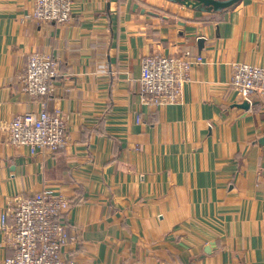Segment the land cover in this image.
<instances>
[{"label": "crops", "instance_id": "1", "mask_svg": "<svg viewBox=\"0 0 264 264\" xmlns=\"http://www.w3.org/2000/svg\"><path fill=\"white\" fill-rule=\"evenodd\" d=\"M30 9L0 0V124L40 107L18 81L36 51L57 60L46 107L66 117L68 139L31 153L0 130V217L46 189L71 202L77 242L62 255L75 264H264V95L243 109L229 87L233 63L264 67V0L219 12L71 0L68 24L35 23ZM184 50L201 62L180 101L142 104L140 59ZM11 254L0 230V261Z\"/></svg>", "mask_w": 264, "mask_h": 264}, {"label": "built area", "instance_id": "2", "mask_svg": "<svg viewBox=\"0 0 264 264\" xmlns=\"http://www.w3.org/2000/svg\"><path fill=\"white\" fill-rule=\"evenodd\" d=\"M35 23L68 24L72 20L71 0H31L25 16ZM201 57L184 50L180 56L146 55L140 59L139 97L145 106H162L181 99L184 84ZM229 87L245 99L249 106L264 95V67L245 62L231 65ZM57 60L49 54L32 52L18 76L20 90L39 102L38 110L14 115L0 124L3 142L13 148L28 147L31 153L54 152L67 143L66 117L58 109L46 107L48 97L55 94L58 76ZM139 120L138 116L136 117ZM70 200L43 189L37 193L17 195L8 202L0 217L4 244L12 249L0 264H75L65 259L62 249L76 243L75 234L63 218Z\"/></svg>", "mask_w": 264, "mask_h": 264}, {"label": "water", "instance_id": "3", "mask_svg": "<svg viewBox=\"0 0 264 264\" xmlns=\"http://www.w3.org/2000/svg\"><path fill=\"white\" fill-rule=\"evenodd\" d=\"M172 2H176L182 4L186 7H190L192 9L198 11H207V12H219L223 9H227L230 6L238 3L240 0H168ZM197 43L199 46L203 44V38H198ZM240 107L243 109L249 108V103L243 99Z\"/></svg>", "mask_w": 264, "mask_h": 264}, {"label": "trees", "instance_id": "4", "mask_svg": "<svg viewBox=\"0 0 264 264\" xmlns=\"http://www.w3.org/2000/svg\"><path fill=\"white\" fill-rule=\"evenodd\" d=\"M232 6H234V5H232ZM232 6H230V7H232ZM230 7H229V8H230Z\"/></svg>", "mask_w": 264, "mask_h": 264}]
</instances>
